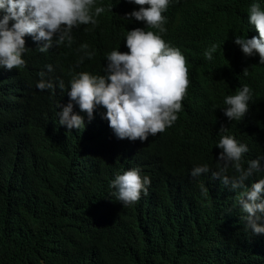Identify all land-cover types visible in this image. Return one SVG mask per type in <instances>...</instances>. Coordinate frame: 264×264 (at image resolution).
Masks as SVG:
<instances>
[{"label":"trees","instance_id":"obj_1","mask_svg":"<svg viewBox=\"0 0 264 264\" xmlns=\"http://www.w3.org/2000/svg\"><path fill=\"white\" fill-rule=\"evenodd\" d=\"M253 3L264 11V0H169L160 33L125 17L138 10L134 3L95 0L105 12L95 26L74 27L70 45L53 42L40 52L44 41L24 37L26 65L0 66V264H264V233L252 234L238 204L264 171L236 190L212 177L221 166V136L247 145L245 168L264 157V64L234 43V36L259 35L249 23ZM137 27L161 35L187 61L190 83L178 119L143 142L118 139L109 124L106 130L87 114L80 130L60 125L73 78L105 75L107 55L128 52L127 32ZM83 44L95 53L91 59ZM213 44L208 61L204 53ZM40 72L64 89H38ZM243 85L252 89L248 113L229 121L224 99ZM201 165L210 171L193 177ZM134 168L151 183L126 206L110 183ZM224 175L239 174L229 167Z\"/></svg>","mask_w":264,"mask_h":264},{"label":"clouds","instance_id":"obj_2","mask_svg":"<svg viewBox=\"0 0 264 264\" xmlns=\"http://www.w3.org/2000/svg\"><path fill=\"white\" fill-rule=\"evenodd\" d=\"M127 2L139 7L125 17L159 29L160 33L166 32L162 13L166 11L169 0ZM0 11L5 13L0 18V66L12 70L26 65L22 59L27 50L25 36H31L34 41H44L42 46H38L40 52H47L53 47V42L59 46L67 41L70 45L72 29L89 23L95 26V17L104 13L105 8L95 6V0H0ZM10 20L14 21L11 27ZM249 23L255 26L258 37L234 36V43L246 57L258 55L259 63L264 64V11L258 3L250 6ZM125 44L128 52L114 49L107 55L105 75L81 72L73 78L67 92L70 102L59 112L60 125L80 130L84 128L82 116L87 114L89 121L98 119L100 125L106 130L111 128L118 139L143 142L149 136L164 132L178 119L177 113L182 110V101L190 83L185 57L178 48L170 47L161 35L139 27L127 32ZM88 47L83 44L81 50L91 59L95 53L88 52ZM216 49L217 45L213 44L204 53L208 61L213 60ZM45 67L48 72L53 71L51 65ZM243 71L247 75L246 68ZM45 75L44 72L39 73L38 89L58 86L64 89L63 81L51 83L44 79ZM251 99L252 89L243 85L236 94L225 97L227 107L223 109L224 115L229 121L242 120L248 113ZM220 130L226 129L222 125ZM216 147L222 150L217 159L221 166L212 172V177L220 179L225 186L230 184L233 190L243 189L245 181L254 173L264 171L261 167L264 157L249 161L247 168L242 166V157L249 149L233 136H221ZM229 167L239 174L238 178L230 180L224 175ZM209 171L207 165H201L193 168L191 175L197 177ZM150 183L149 177H141L140 169L134 168L116 174L110 187L116 190L117 200L128 206L140 199L142 191L147 193L146 186ZM261 193H264V179L252 183L250 189L241 192L238 200L252 234L264 233V226L258 224L264 217Z\"/></svg>","mask_w":264,"mask_h":264},{"label":"bare ground","instance_id":"obj_3","mask_svg":"<svg viewBox=\"0 0 264 264\" xmlns=\"http://www.w3.org/2000/svg\"><path fill=\"white\" fill-rule=\"evenodd\" d=\"M6 77H7V76H6ZM14 85H16V84H14ZM55 120H56V119H55ZM96 160H97V159H96ZM39 164H40V163H39ZM72 228H73V227H72ZM74 230H75V229H74ZM80 230H81V229H80ZM75 231H76V230H75ZM75 231H74V232H75ZM78 232H79V231H78ZM77 234H78V233H77ZM83 234H84V233H83ZM81 235H82V234H81ZM83 236H84V235H83Z\"/></svg>","mask_w":264,"mask_h":264}]
</instances>
